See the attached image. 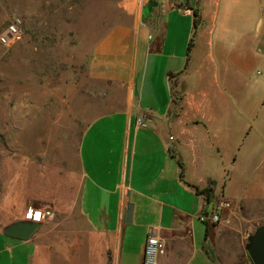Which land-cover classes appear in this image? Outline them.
I'll list each match as a JSON object with an SVG mask.
<instances>
[{"label": "crops", "instance_id": "crops-1", "mask_svg": "<svg viewBox=\"0 0 264 264\" xmlns=\"http://www.w3.org/2000/svg\"><path fill=\"white\" fill-rule=\"evenodd\" d=\"M147 1L107 6L86 66L93 84L75 105L91 114L75 167L64 153L16 152L12 197L0 195V264H142L150 234L165 242L159 264H253L264 0H154L143 15ZM28 208L49 215L26 238L6 234L34 222Z\"/></svg>", "mask_w": 264, "mask_h": 264}, {"label": "rangeland", "instance_id": "rangeland-1", "mask_svg": "<svg viewBox=\"0 0 264 264\" xmlns=\"http://www.w3.org/2000/svg\"><path fill=\"white\" fill-rule=\"evenodd\" d=\"M117 1L0 0V31L13 17L20 19L22 29L19 40L0 45L3 200L12 197L16 152L44 150L52 158L64 153L75 167L78 140L91 118L75 105L85 102L80 93L93 84L86 75L88 55L98 28L106 24L107 6ZM90 3L102 6V12L87 6ZM259 71L255 75L262 78L264 73ZM257 153L258 163L264 164L263 144L257 145Z\"/></svg>", "mask_w": 264, "mask_h": 264}, {"label": "built area", "instance_id": "built-area-1", "mask_svg": "<svg viewBox=\"0 0 264 264\" xmlns=\"http://www.w3.org/2000/svg\"><path fill=\"white\" fill-rule=\"evenodd\" d=\"M22 33L21 29V21L17 17H13L8 21L5 28L0 31V45H10L11 43L16 42L20 39ZM142 121L140 120V123ZM49 215L48 210H38L28 208L25 212V219L41 222L43 219ZM212 219L215 221L219 220V216L217 213H214ZM165 251V242L164 240L158 236L150 234L146 237L143 250H142V264H159L158 258Z\"/></svg>", "mask_w": 264, "mask_h": 264}, {"label": "water", "instance_id": "water-1", "mask_svg": "<svg viewBox=\"0 0 264 264\" xmlns=\"http://www.w3.org/2000/svg\"><path fill=\"white\" fill-rule=\"evenodd\" d=\"M156 5L154 0H149L144 5L142 13L148 15L153 6ZM126 222L131 220V208L128 207L125 215ZM37 222H17L9 225L5 233L19 238L28 237L36 228ZM246 250L253 264H264V224L256 227L253 233L248 235Z\"/></svg>", "mask_w": 264, "mask_h": 264}, {"label": "trees", "instance_id": "trees-1", "mask_svg": "<svg viewBox=\"0 0 264 264\" xmlns=\"http://www.w3.org/2000/svg\"><path fill=\"white\" fill-rule=\"evenodd\" d=\"M203 192H206V193H208V189H205V190H203Z\"/></svg>", "mask_w": 264, "mask_h": 264}]
</instances>
